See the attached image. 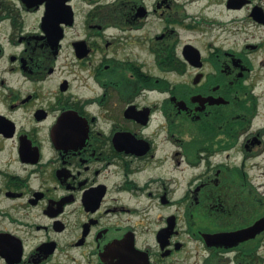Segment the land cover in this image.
I'll use <instances>...</instances> for the list:
<instances>
[{"label": "flooded vegetation", "instance_id": "obj_1", "mask_svg": "<svg viewBox=\"0 0 264 264\" xmlns=\"http://www.w3.org/2000/svg\"><path fill=\"white\" fill-rule=\"evenodd\" d=\"M0 264H264V0H0Z\"/></svg>", "mask_w": 264, "mask_h": 264}]
</instances>
